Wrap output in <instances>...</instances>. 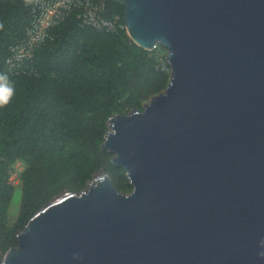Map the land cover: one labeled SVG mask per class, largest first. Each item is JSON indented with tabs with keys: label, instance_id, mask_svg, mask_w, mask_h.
Instances as JSON below:
<instances>
[{
	"label": "water",
	"instance_id": "1",
	"mask_svg": "<svg viewBox=\"0 0 264 264\" xmlns=\"http://www.w3.org/2000/svg\"><path fill=\"white\" fill-rule=\"evenodd\" d=\"M167 49L165 90L108 119L101 170L27 222L0 264H264V0H115Z\"/></svg>",
	"mask_w": 264,
	"mask_h": 264
},
{
	"label": "trees",
	"instance_id": "2",
	"mask_svg": "<svg viewBox=\"0 0 264 264\" xmlns=\"http://www.w3.org/2000/svg\"><path fill=\"white\" fill-rule=\"evenodd\" d=\"M34 1L0 0V261L37 211L66 191L84 190L101 170L131 191L126 170L101 148L108 119L142 109L171 77L165 47L147 50L126 31L83 27L76 11L50 30L19 72L9 73L11 47L25 39ZM123 13L107 0L106 18ZM18 162L22 201L11 224Z\"/></svg>",
	"mask_w": 264,
	"mask_h": 264
},
{
	"label": "built area",
	"instance_id": "3",
	"mask_svg": "<svg viewBox=\"0 0 264 264\" xmlns=\"http://www.w3.org/2000/svg\"><path fill=\"white\" fill-rule=\"evenodd\" d=\"M106 5L107 0H35L25 39L11 47V55L6 62L9 73L19 72L24 64L33 58L36 49L50 36V30L75 11L83 27L108 32L126 31L129 35L124 17H105ZM159 47L160 45H156L153 50ZM165 68L171 71L170 67ZM0 96H3L2 90ZM21 172L15 168L17 177L21 176Z\"/></svg>",
	"mask_w": 264,
	"mask_h": 264
},
{
	"label": "rangeland",
	"instance_id": "4",
	"mask_svg": "<svg viewBox=\"0 0 264 264\" xmlns=\"http://www.w3.org/2000/svg\"><path fill=\"white\" fill-rule=\"evenodd\" d=\"M15 168L16 170L22 171L24 169V164L22 162H18ZM11 180L16 185V191L13 197L11 207L9 209V216H10V221L12 224L18 220V215L20 212V206H21V201H22V188H21L20 177H17L15 173H13Z\"/></svg>",
	"mask_w": 264,
	"mask_h": 264
}]
</instances>
